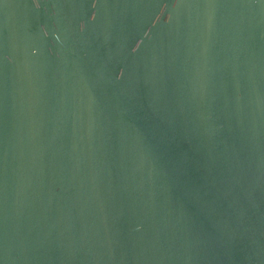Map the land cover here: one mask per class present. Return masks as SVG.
<instances>
[{
    "label": "water",
    "instance_id": "95a60500",
    "mask_svg": "<svg viewBox=\"0 0 264 264\" xmlns=\"http://www.w3.org/2000/svg\"><path fill=\"white\" fill-rule=\"evenodd\" d=\"M0 264H264V0H0Z\"/></svg>",
    "mask_w": 264,
    "mask_h": 264
}]
</instances>
